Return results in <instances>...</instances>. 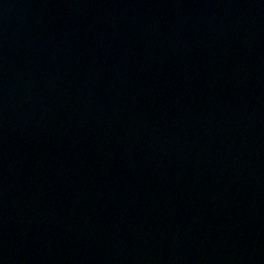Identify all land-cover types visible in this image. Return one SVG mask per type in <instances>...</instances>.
Masks as SVG:
<instances>
[{"label":"water","instance_id":"1","mask_svg":"<svg viewBox=\"0 0 264 264\" xmlns=\"http://www.w3.org/2000/svg\"><path fill=\"white\" fill-rule=\"evenodd\" d=\"M264 128V0H0V264H163Z\"/></svg>","mask_w":264,"mask_h":264}]
</instances>
